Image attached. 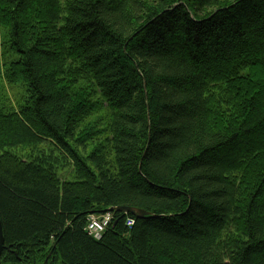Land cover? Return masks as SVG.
Segmentation results:
<instances>
[{"label": "trees", "instance_id": "16d2710c", "mask_svg": "<svg viewBox=\"0 0 264 264\" xmlns=\"http://www.w3.org/2000/svg\"><path fill=\"white\" fill-rule=\"evenodd\" d=\"M0 218L8 260L264 264V0H0Z\"/></svg>", "mask_w": 264, "mask_h": 264}, {"label": "built area", "instance_id": "2783aa9c", "mask_svg": "<svg viewBox=\"0 0 264 264\" xmlns=\"http://www.w3.org/2000/svg\"><path fill=\"white\" fill-rule=\"evenodd\" d=\"M111 220L112 214L110 212L101 216L92 215L89 218L87 230L93 237L100 239ZM127 223L129 226H132L134 224V220L130 218Z\"/></svg>", "mask_w": 264, "mask_h": 264}, {"label": "flooded vegetation", "instance_id": "af4514ba", "mask_svg": "<svg viewBox=\"0 0 264 264\" xmlns=\"http://www.w3.org/2000/svg\"><path fill=\"white\" fill-rule=\"evenodd\" d=\"M12 252L10 247L3 246V249L0 253V264H60V262L56 261L53 257V251H51L43 260L41 258L28 260L24 257H19L16 255L17 260H8L6 252ZM5 252V253H4Z\"/></svg>", "mask_w": 264, "mask_h": 264}, {"label": "water", "instance_id": "95a60500", "mask_svg": "<svg viewBox=\"0 0 264 264\" xmlns=\"http://www.w3.org/2000/svg\"><path fill=\"white\" fill-rule=\"evenodd\" d=\"M117 210L124 212V213H131L137 218H142V217L148 216L150 214L146 210L139 208V207H134V206H119L117 208ZM3 244H4L3 224H2V220L0 218V253L3 249V246H4Z\"/></svg>", "mask_w": 264, "mask_h": 264}, {"label": "rangeland", "instance_id": "374dc122", "mask_svg": "<svg viewBox=\"0 0 264 264\" xmlns=\"http://www.w3.org/2000/svg\"><path fill=\"white\" fill-rule=\"evenodd\" d=\"M7 89L9 91V94L13 97V98H16V97H19L20 95V92L22 91V88L19 87V86H15V87H11L7 84Z\"/></svg>", "mask_w": 264, "mask_h": 264}]
</instances>
